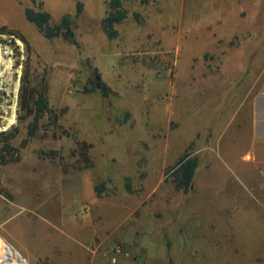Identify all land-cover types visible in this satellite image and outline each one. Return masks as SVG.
<instances>
[{
    "label": "rangeland",
    "instance_id": "374dc122",
    "mask_svg": "<svg viewBox=\"0 0 264 264\" xmlns=\"http://www.w3.org/2000/svg\"><path fill=\"white\" fill-rule=\"evenodd\" d=\"M111 1L0 0V133L19 158L0 163V237L24 264H264V0H120L109 39ZM26 8L69 15L77 45ZM97 77L108 97L84 90ZM23 87L53 110L26 144ZM185 151L188 193L166 174Z\"/></svg>",
    "mask_w": 264,
    "mask_h": 264
},
{
    "label": "trees",
    "instance_id": "16d2710c",
    "mask_svg": "<svg viewBox=\"0 0 264 264\" xmlns=\"http://www.w3.org/2000/svg\"><path fill=\"white\" fill-rule=\"evenodd\" d=\"M110 6L113 11L109 12L108 15L103 19V25L108 38L114 39L117 37L118 34L117 30L115 29V25L121 23L126 18V12L121 9L120 0H112L110 2ZM78 7L80 9L81 5L79 4ZM24 14L26 20L29 23L34 24L39 30H41L45 38L50 39L53 37L64 35L69 42L77 45L74 37V32L72 30V19L69 15H64L59 24L50 26L51 14L49 12L26 8ZM20 39L24 41L22 37H20ZM44 82L45 79L43 77L41 78V85H43ZM25 83L26 80L23 79V84L25 85ZM84 90L89 93L99 91L103 97H108L112 92L110 87L104 81L96 79L93 81L90 87H86ZM24 91L27 92L26 94H28L29 96L27 114L29 116L33 115L34 119L27 129L28 138L25 140L26 144V142H28V140L32 138L37 132V121L39 120V118L46 112L53 113V110L48 107V102L45 97L44 89H39L36 87H23V92ZM23 97L24 96L21 94V98ZM128 116V113H126L124 116L125 120L128 119ZM54 118H58V115L56 113H54ZM16 134V129L8 133H0V135H2L6 141L3 144L2 154L0 155L1 164L19 161L18 156L15 158H7V155L4 154L10 151H17V149L13 148L8 142V140L13 139ZM74 139L76 140L77 145H85L84 143L79 142L76 137H74ZM88 147L90 146L88 145ZM45 154L49 157H53L56 153L55 151H49ZM197 167L198 158L185 151L179 158V160L172 167L167 169L166 174L168 176H171L175 189L180 190L183 193H188L191 190ZM99 187L100 185L95 186V192L97 194V197L99 196Z\"/></svg>",
    "mask_w": 264,
    "mask_h": 264
},
{
    "label": "bare ground",
    "instance_id": "6f19581e",
    "mask_svg": "<svg viewBox=\"0 0 264 264\" xmlns=\"http://www.w3.org/2000/svg\"><path fill=\"white\" fill-rule=\"evenodd\" d=\"M21 256L17 250L9 246L3 238L0 237V261L6 260L7 257H12V259L15 261V259ZM26 262V261H25ZM15 264H24V260L20 263Z\"/></svg>",
    "mask_w": 264,
    "mask_h": 264
},
{
    "label": "crops",
    "instance_id": "0c3cea01",
    "mask_svg": "<svg viewBox=\"0 0 264 264\" xmlns=\"http://www.w3.org/2000/svg\"><path fill=\"white\" fill-rule=\"evenodd\" d=\"M182 156V155H181ZM180 156V157H181ZM179 157V158H180ZM179 160V159H178ZM177 160V161H178ZM176 161V162H177ZM167 171V170H166ZM97 186V185H96ZM94 189H95V187H94ZM85 229H87V228H85ZM84 228H83V230H82V232L81 233H79L80 234V243L82 242V240H84L85 239V230ZM18 251V250H17ZM18 253L21 255V253L18 251ZM152 254L150 255V254H148V255H146V254H136L135 256H134V258L132 259V261H131V263L130 264H153L152 263Z\"/></svg>",
    "mask_w": 264,
    "mask_h": 264
},
{
    "label": "built area",
    "instance_id": "2783aa9c",
    "mask_svg": "<svg viewBox=\"0 0 264 264\" xmlns=\"http://www.w3.org/2000/svg\"><path fill=\"white\" fill-rule=\"evenodd\" d=\"M6 242V241H5ZM7 243V242H6ZM9 246H11L9 243H7ZM12 247V246H11ZM13 248V247H12ZM26 261L22 256H19L18 259L16 258L15 261L16 263H20L22 261ZM12 262H14V260L12 259V257H7L6 260L4 261H0V264H11Z\"/></svg>",
    "mask_w": 264,
    "mask_h": 264
},
{
    "label": "water",
    "instance_id": "95a60500",
    "mask_svg": "<svg viewBox=\"0 0 264 264\" xmlns=\"http://www.w3.org/2000/svg\"><path fill=\"white\" fill-rule=\"evenodd\" d=\"M96 80H101V78L100 77H97ZM191 189H192V186H191Z\"/></svg>",
    "mask_w": 264,
    "mask_h": 264
}]
</instances>
